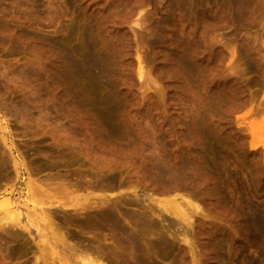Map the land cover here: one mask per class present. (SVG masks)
Returning a JSON list of instances; mask_svg holds the SVG:
<instances>
[{"label": "rangeland", "instance_id": "374dc122", "mask_svg": "<svg viewBox=\"0 0 264 264\" xmlns=\"http://www.w3.org/2000/svg\"><path fill=\"white\" fill-rule=\"evenodd\" d=\"M237 6L0 0V218L9 197L47 209L99 192L133 198L138 188L159 213L170 199L192 205L191 223L171 225L177 218L166 210L151 215L158 226L144 246L158 232L179 234L161 257L147 247L151 264H264V0L247 1L246 17ZM85 32L111 91L94 72L78 86L65 70ZM156 154L187 191L168 193L175 178L158 175ZM93 173L103 189L83 187ZM59 213L48 227L32 215L33 233L0 219V264H84L76 249L109 231H82Z\"/></svg>", "mask_w": 264, "mask_h": 264}, {"label": "bare ground", "instance_id": "6f19581e", "mask_svg": "<svg viewBox=\"0 0 264 264\" xmlns=\"http://www.w3.org/2000/svg\"><path fill=\"white\" fill-rule=\"evenodd\" d=\"M233 1L238 5L236 7V11L234 14H236V16L240 18L246 17L249 11H247L245 7L247 5V1L249 0H233ZM6 18L7 15L5 14V12L2 9H0V30L2 27L1 22L3 20H6ZM84 42L87 43L86 45L82 44L85 45V47L83 46V49L82 46H80L79 44H76L77 46L74 45L75 47H73V52L75 54L73 53V56L69 58L70 60L69 63L67 62L68 65L65 66V70L73 74L72 76L75 79L74 81H76L77 83L76 85L78 86L80 84L82 85V79L86 74L90 75L91 73L94 72L96 73V75L98 74L97 77H99L105 88L109 89L108 91H111L112 85L107 80L106 77L107 68L104 66L102 59L96 55V47L92 43L94 42V39L90 33L85 32ZM182 64L186 65L187 67L191 66V63H189L187 60L182 61ZM68 76H70V74L67 75V78ZM20 113H23L22 109ZM73 144H75L73 145V147L75 148L76 143ZM88 151L86 152L88 153ZM154 158L157 163V173L162 179L168 176H171V178H175L174 176L177 175V171L169 168L167 163L162 159V157L159 154H156ZM1 159L4 160L5 158L2 157ZM2 162L3 161L1 160L0 167L2 166V164L3 165L7 164L6 161H4L3 163ZM16 164L17 162L14 161V165ZM92 176L93 177L90 180L93 179V181H89L86 184L87 186L83 185V187H91L95 191L103 189L104 187L103 183H100L99 179L97 178V173H93ZM177 177L178 176H176L175 179L170 180L172 184L171 186H169L168 190L166 188L165 190H162L165 191L164 193H167L166 190L168 191V193L169 191L170 192H176L179 190L187 191V187L185 183H183L181 179ZM154 188H158V186H154ZM153 190L155 191V189ZM134 195L135 196L133 198H127L123 194L122 195L120 194L116 197H111V196H104L99 192L96 196L93 197L74 196V197H70L67 201L58 202V205L56 201H52V205L47 209L46 208L38 209L39 207L36 208L35 206L29 208L28 205L20 206L14 204L12 201V197H9L4 202V207L7 216H5L3 219H1L2 218L1 217L0 219L1 220L7 219L6 221H8L10 224L12 223L13 226L16 225L18 227H21V229L23 228L24 231L30 233L32 232L30 230V227L32 225V215L33 217L34 215L40 217V220H38L39 222L41 220L44 221V223L47 222L46 226L48 227V225L53 226V224H55V219L59 217L60 214L59 211H62L61 219L59 218V220H62L65 224L69 226L78 227L82 231H86L88 233H92L97 229H105L109 231L107 234H104L102 239L101 237L92 235L93 239L89 241V243L85 244L86 247L84 249H82L81 251L76 249L79 252L83 251L82 257H83V253L86 254V255L84 254L85 255V258L83 259L85 260L84 264H151L150 262L151 259L149 258L150 252H148L149 246H150L149 248L150 250L151 248L153 249L151 252L154 251L156 256L158 255L161 257V255H165L167 252L170 251V250L167 251L169 248L170 249L173 247L175 248L176 241L179 239V234L173 235V238L170 240L164 237L161 232H158V234L161 233L162 236L160 234L158 235L156 231L159 230H156L155 232L157 234V237L150 242V244L147 246L148 248L144 246L142 241L143 237H145V235L149 233L150 230L157 229L158 226V221L151 218V215L153 216L158 215L160 217L163 216L162 214L163 210H166V212L170 213V215L175 216L178 220V222L177 220L171 221L170 222L171 225H175L176 223H180V222L191 223L192 222V214H191L192 210L190 209L191 203H185L183 201H178L177 199H170L167 200L168 207L167 206L161 207L159 209L161 213H159V211L156 210L154 206L153 207L149 205L147 207L143 206L146 199L145 197L142 198L140 196L138 188L134 190ZM141 195L144 196V194ZM148 198L150 199V201L155 202V199H153L151 195H149ZM128 206L133 207L130 208L132 209V211L129 209ZM193 206L195 209L200 208V206L198 205L193 204ZM24 207H27L26 208L27 211L22 210ZM67 207H70L71 208L70 210H72L75 213L73 215H69L70 213L67 212V209L69 208ZM59 208L62 210H60ZM23 216L26 219H23ZM163 219L166 220L165 217H163ZM40 223L44 224L43 222ZM57 227L58 226L56 227L54 226L55 230L57 229ZM128 227H130L131 229L129 230ZM2 228H5L4 230H6V227H2ZM59 228L60 227H58V229ZM59 230H61V228ZM18 233L19 231H16V234ZM151 233L152 232H150V234ZM20 234L19 236L22 237V234L21 235ZM182 235H181V237H183L181 238L182 241H185L186 243L189 242L188 241L189 239L187 238V232L183 231ZM72 248L74 249L75 247H71V249Z\"/></svg>", "mask_w": 264, "mask_h": 264}]
</instances>
